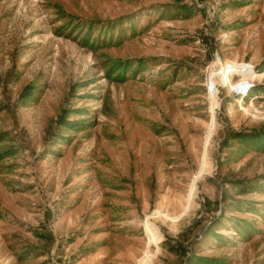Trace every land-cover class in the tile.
I'll return each instance as SVG.
<instances>
[{
	"label": "rangeland",
	"instance_id": "1",
	"mask_svg": "<svg viewBox=\"0 0 264 264\" xmlns=\"http://www.w3.org/2000/svg\"><path fill=\"white\" fill-rule=\"evenodd\" d=\"M260 134L264 0H0V264H264Z\"/></svg>",
	"mask_w": 264,
	"mask_h": 264
},
{
	"label": "trees",
	"instance_id": "2",
	"mask_svg": "<svg viewBox=\"0 0 264 264\" xmlns=\"http://www.w3.org/2000/svg\"><path fill=\"white\" fill-rule=\"evenodd\" d=\"M254 138H255V141H257L258 143H261V144H263V146H264V134L263 135H255V136H253Z\"/></svg>",
	"mask_w": 264,
	"mask_h": 264
},
{
	"label": "built area",
	"instance_id": "3",
	"mask_svg": "<svg viewBox=\"0 0 264 264\" xmlns=\"http://www.w3.org/2000/svg\"><path fill=\"white\" fill-rule=\"evenodd\" d=\"M245 91H246V90H245ZM245 91H244V92H245Z\"/></svg>",
	"mask_w": 264,
	"mask_h": 264
}]
</instances>
